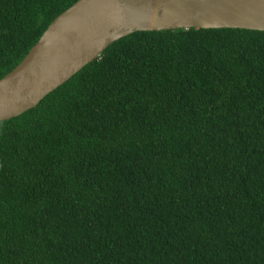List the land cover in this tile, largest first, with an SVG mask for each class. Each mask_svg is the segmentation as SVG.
Segmentation results:
<instances>
[{
	"label": "trees",
	"instance_id": "16d2710c",
	"mask_svg": "<svg viewBox=\"0 0 264 264\" xmlns=\"http://www.w3.org/2000/svg\"><path fill=\"white\" fill-rule=\"evenodd\" d=\"M77 0H0V78ZM0 264H264V30L136 31L0 121Z\"/></svg>",
	"mask_w": 264,
	"mask_h": 264
},
{
	"label": "water",
	"instance_id": "95a60500",
	"mask_svg": "<svg viewBox=\"0 0 264 264\" xmlns=\"http://www.w3.org/2000/svg\"><path fill=\"white\" fill-rule=\"evenodd\" d=\"M178 28L264 30V0H77L0 78V121L36 106L119 38Z\"/></svg>",
	"mask_w": 264,
	"mask_h": 264
}]
</instances>
